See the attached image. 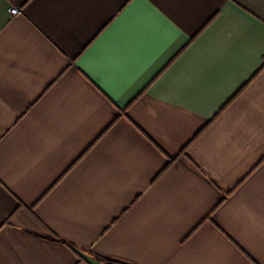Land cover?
I'll return each mask as SVG.
<instances>
[{"label":"crops","instance_id":"1","mask_svg":"<svg viewBox=\"0 0 264 264\" xmlns=\"http://www.w3.org/2000/svg\"><path fill=\"white\" fill-rule=\"evenodd\" d=\"M0 264H264V0H0Z\"/></svg>","mask_w":264,"mask_h":264},{"label":"built area","instance_id":"2","mask_svg":"<svg viewBox=\"0 0 264 264\" xmlns=\"http://www.w3.org/2000/svg\"><path fill=\"white\" fill-rule=\"evenodd\" d=\"M9 12L11 14H18L19 13V9L17 7H10L9 8Z\"/></svg>","mask_w":264,"mask_h":264}]
</instances>
